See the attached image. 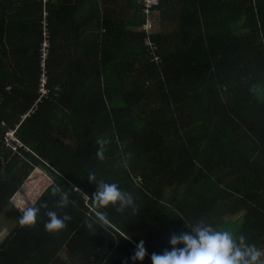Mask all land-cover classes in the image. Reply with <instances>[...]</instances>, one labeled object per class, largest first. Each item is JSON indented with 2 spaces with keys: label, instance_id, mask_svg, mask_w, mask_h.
<instances>
[{
  "label": "trees",
  "instance_id": "1",
  "mask_svg": "<svg viewBox=\"0 0 264 264\" xmlns=\"http://www.w3.org/2000/svg\"><path fill=\"white\" fill-rule=\"evenodd\" d=\"M158 11L154 61L135 0H0V214L19 192L17 206L32 200L38 167L70 200L58 208L46 184L29 206L48 207L34 228L18 219L0 264H152L199 221L264 250V0H159ZM92 172L137 213L102 209L108 225L89 229ZM49 210L71 216L59 234L45 229ZM141 240L147 255L133 261Z\"/></svg>",
  "mask_w": 264,
  "mask_h": 264
},
{
  "label": "clouds",
  "instance_id": "2",
  "mask_svg": "<svg viewBox=\"0 0 264 264\" xmlns=\"http://www.w3.org/2000/svg\"><path fill=\"white\" fill-rule=\"evenodd\" d=\"M110 143L111 140L106 137L97 138L96 156L99 160L106 159L105 152L107 151V145ZM128 159H130V154L122 161L124 167H127ZM89 181L96 184L92 199V212L94 215L86 222L89 229H92L94 224H98L103 228L108 225V217L106 213L101 211L102 209L113 207L119 213L131 209L133 215L137 213L138 208L133 195L122 190L117 183H108L104 180L97 181L94 172L89 174ZM51 193L53 196L59 197L58 208L63 209L69 205L68 192L63 191L59 184L51 187ZM47 207V203L41 204L39 207L34 205L17 206L22 213L19 218L20 226L34 228L41 208ZM46 215L48 220L45 223V229L52 234H59L65 230L67 222L71 220V216L67 213L61 217L57 211L53 210L47 211ZM187 226L190 228V232L171 236L169 242L172 247L170 250L166 249L162 254L153 253L151 255L152 264H264V250L258 248L255 244L247 243L246 237L242 234L237 238L232 232L217 230L203 221H199L194 225L187 223ZM179 245H183V247ZM146 255L147 249L144 241L141 240L137 244L132 260L143 261Z\"/></svg>",
  "mask_w": 264,
  "mask_h": 264
},
{
  "label": "built area",
  "instance_id": "3",
  "mask_svg": "<svg viewBox=\"0 0 264 264\" xmlns=\"http://www.w3.org/2000/svg\"><path fill=\"white\" fill-rule=\"evenodd\" d=\"M42 5H46L49 0H38ZM137 6L140 9L142 18L141 30L145 33L144 44L150 48L151 54L154 55V61L158 60V56L155 55L156 45L151 41L150 36L155 33L157 23L159 21V0H135ZM47 13H44V17ZM50 34L47 29V23L43 22V32H42V42L40 45L41 62L40 66L42 69V75L40 78V91L45 94L47 88H45V83L47 80V75L44 70L45 60L50 48ZM4 142L7 147L12 150H16L18 147L22 146L21 141L16 137L15 130H8L4 135Z\"/></svg>",
  "mask_w": 264,
  "mask_h": 264
},
{
  "label": "rangeland",
  "instance_id": "4",
  "mask_svg": "<svg viewBox=\"0 0 264 264\" xmlns=\"http://www.w3.org/2000/svg\"><path fill=\"white\" fill-rule=\"evenodd\" d=\"M159 26V24H158ZM159 29V28H157ZM41 176L44 178V184L41 186V184L38 181H34V177ZM25 182H30V184L33 182V185L36 186L35 189H33V185L31 186V190L29 191V195L34 196L32 200L27 201L24 203V206H29L33 201V199L38 195V193L41 191L43 187H45L46 184L54 183L57 184L54 178H52L47 172L40 169L39 167L34 169L28 176ZM26 194V195H28ZM23 196V193L19 192L18 195H16V198L13 199L14 204L7 205L5 210L0 214V241L7 235L8 231L14 226V224L18 221L20 218V215L22 214L21 211L16 209V203L15 202H21V199Z\"/></svg>",
  "mask_w": 264,
  "mask_h": 264
}]
</instances>
